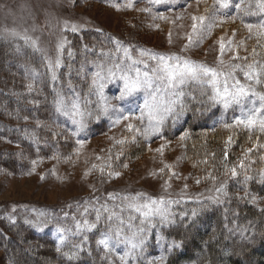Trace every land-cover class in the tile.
<instances>
[{"label": "rangeland", "instance_id": "obj_1", "mask_svg": "<svg viewBox=\"0 0 264 264\" xmlns=\"http://www.w3.org/2000/svg\"><path fill=\"white\" fill-rule=\"evenodd\" d=\"M239 2L240 0H231L228 9L217 12V26L202 36L194 37L195 42H190L188 36L192 32L191 17L211 16L216 9L214 0H0V122L20 126L27 124L21 114L34 116L40 113L43 120L37 116L31 123L46 126L53 133L51 138L58 139L54 146L47 144L48 151L41 154L33 146L19 145L21 142L16 141L19 138L16 135L10 133L12 142L6 140V136L3 138V133L0 132V149L20 152L24 157L22 163L17 165L9 162V157L0 156V162L5 164H0V264H12L11 255L5 251L7 245H11V253L16 252L17 247L11 239L16 238V244L23 246L25 244L19 236L32 234L26 228H18L15 221L17 219L40 225L42 230L52 232L62 242L63 234L57 231L58 228L52 227L57 224L51 221L54 219L47 212H54L57 216L64 212L70 217L68 221H64V225L68 227L69 223L76 221L74 215L82 218L92 212L94 204H97V194L105 196L102 193H118L127 198H135L139 193H144L153 199L163 197L165 200L216 195L214 185L207 191L210 184L203 176L207 175L210 168L205 169V166L190 160L186 154L187 134L182 132L172 137L162 136L164 123L159 131H152L147 111L142 119L136 117L141 116L140 110L144 108L146 101H151L152 95L157 97L159 103L167 105L176 99L171 93H182L183 97L187 83L190 82L165 91L163 82L155 80L159 73L155 71L158 61L152 59L153 56L180 57L181 60L205 64L211 68H217L221 59L226 65H243L251 63L253 59L264 65V35L261 34L264 29L260 28V25H264V12L257 7L260 0H245L250 14H244L235 8L234 5ZM205 9L209 11L206 13ZM247 24L254 25L251 32L245 27ZM73 28L76 30L73 31ZM98 30H103L104 34L98 33ZM111 35L116 36L115 40L109 38ZM97 41L104 43V50L109 48L114 57L104 58L92 53L89 55L88 46ZM78 43L82 54L74 56ZM221 44L224 45L223 55ZM126 52L128 56L125 55ZM86 54L93 59L84 61L83 55ZM57 59L60 61L59 65L50 67V62L54 63ZM79 59L84 62H78ZM133 61L142 62L133 64ZM129 66L153 77V88L120 100L117 97L123 89V81L119 76ZM75 68H78L76 72ZM109 70L116 73L111 79L108 78ZM60 71L67 72L64 83L60 82ZM97 72L104 78L101 81L104 83L102 96L107 101L102 99L93 86ZM53 74L56 76L55 80ZM236 76L241 83L245 82L239 70L236 71ZM29 85H32L31 90ZM7 87H13L16 93ZM254 88L260 92L257 85ZM155 89L159 91H154ZM9 94L15 99L12 106L6 96ZM47 95L54 96V99L62 95L69 103L78 101L84 113L87 107L84 99L88 97L97 101L96 108L99 111L106 102L115 107L109 109L107 114L100 112L99 119L104 118L106 122L90 135L86 124L88 113H85L82 120L84 126L81 127L79 123L73 122V116L58 111L56 103L53 108L56 113L55 121L51 116L48 121L44 120V108L40 112H32L28 108L26 110L24 105L33 103L32 96L36 98L35 103L42 105L41 108L46 103L52 104L51 99L46 100ZM17 101L24 103L23 107H18ZM214 104L218 109L217 118L221 121L227 118H244L240 107L225 109L221 103ZM249 107L246 104L243 113H247ZM117 109H122L123 115H130L131 119H122ZM180 109L181 104L178 103L175 111L167 115L165 121L172 118L174 124L180 123L183 119L182 114H178ZM75 119L79 121L81 118L77 116ZM117 119H120L119 123H116ZM129 124L134 126L131 131L127 127ZM181 124L184 126V121ZM217 129L227 143L234 142L237 136L246 131L250 135L255 130L237 123ZM141 137L144 138L143 141ZM20 139L27 144L23 138ZM134 142L130 146L132 155L128 159L125 147ZM142 143L146 148L140 152ZM59 144H65L62 146L63 150H57ZM247 147L251 150L257 144ZM208 162L207 160L205 163ZM262 170L261 183L264 184V167ZM197 180L200 182L197 183ZM166 184L170 187L166 188ZM253 200L260 207L264 206L263 194ZM14 212L19 215L13 216V219L9 213ZM130 213V216H120V239L116 237L117 230L107 233L112 236V240L109 249L102 245L104 255L111 264H138L139 260L147 259V254L155 253L147 263L159 264L165 253L166 240L161 236L160 230L156 229L158 217L149 223L133 209ZM94 215L97 216V212H92L90 217L96 219ZM141 228L144 229L143 232L139 231ZM134 233L135 242L139 244L143 239L144 243L131 249L130 245L121 240L123 237H132ZM103 238L105 235L101 239ZM152 242L156 250L152 248ZM129 251L131 254L121 261L120 257ZM44 252L49 254V248ZM40 263L51 264L46 257H41ZM27 264L38 263L28 258Z\"/></svg>", "mask_w": 264, "mask_h": 264}, {"label": "trees", "instance_id": "obj_2", "mask_svg": "<svg viewBox=\"0 0 264 264\" xmlns=\"http://www.w3.org/2000/svg\"><path fill=\"white\" fill-rule=\"evenodd\" d=\"M97 32L104 34L103 30ZM109 38L115 40L116 36L111 35ZM78 45V49L73 52L74 56L82 54L80 44L78 43ZM102 45L104 46V43L101 44L98 41L89 45L88 54H100L104 58L114 57V53L109 48L104 50ZM83 56L84 61L93 59L92 57L89 58L87 54ZM84 61L79 59L78 62ZM64 68L67 69V67ZM77 70L78 68H75V72ZM66 75L67 72L60 71L58 74L62 78L60 82H65ZM48 81L50 82L49 79ZM187 85L188 87L182 97L183 110L180 109L178 112V114H182L183 119L180 123L175 122V124L172 118L165 121L161 129L162 136L172 137L182 132L187 134L185 141L187 156L190 160L197 161L203 167L205 166V169L209 170L210 168L207 175H203L204 179L207 178L210 184L207 191L209 192L212 185H214L217 193L215 196H192L167 200L173 202L168 207L173 214L172 219L174 222L160 223V220L156 219L158 220L155 223L157 224L156 229L160 230L161 236L166 240L165 253L159 264H264V206L260 207L259 204L253 202L254 197L264 195V184L261 183L264 167V132L255 129L250 135L248 131L240 134L234 142L227 143L225 140L223 141V135L217 128L223 125L235 124L237 119L227 118L221 121L217 118L219 117L218 109L209 100L211 95L209 85L194 81H190ZM263 86L257 85L258 91L264 92ZM81 89L83 90L82 87ZM8 90L16 93L13 87H9ZM6 96L12 106L15 103V99L11 97L12 94ZM45 98L47 101L51 99L52 104H48V106L46 103L41 108L42 105L35 103L36 98L32 96L31 101L33 103H28L29 107L24 106L26 110L28 108L32 112H40L44 108L47 111V114L46 111L43 114L44 120L48 121L51 116V119L55 121L56 113L53 108L55 107L56 97L54 99V96L47 95ZM91 98L84 99L85 106H87L85 107V113H88V115L86 114V120L88 121L86 124L90 135L99 130L106 122L104 118L99 119L98 116L101 111L96 108L97 101H93ZM19 102L17 101V106L23 107L24 103ZM21 116L25 122L27 120V124L9 126L5 122H0V132L3 133V138L6 136V140L12 141L10 137V133H12L19 137L16 140L21 142L19 145L33 146L41 154L48 151V145L54 146L58 139L51 138L53 133L47 130L46 126H37L31 123L32 119L38 118L37 116L42 119L40 117L42 114L38 113L34 116L32 114L28 116L21 114ZM182 121H184V126H181ZM20 138L27 141V144ZM141 140L143 141L144 138L141 137ZM254 143L257 144V147L250 150L247 146H253ZM134 144L135 142L129 144L128 148L125 147V156L128 159L132 155L130 146ZM64 145L59 144L57 150H63L62 146ZM145 146L144 143L140 145V152L144 151ZM132 149L134 150V147ZM225 153L227 154L226 157ZM3 155L10 158L9 162L17 165L24 160L20 152L0 149V156ZM207 160L209 162L205 163ZM5 162L7 161L5 160ZM239 162L243 164V167L238 166ZM1 163L5 165L3 161ZM234 167L237 173L236 176L229 174V170ZM245 176L249 179L245 180ZM218 188L222 191H217ZM102 194L105 196L97 194V204H94L92 208V212L96 213L99 210L101 213V220L98 223L95 218L90 217L92 212H88L89 214L82 218H77L74 215L73 218L76 221L69 223L67 227L64 225V221H68L70 217L64 212L59 216L54 212H47L50 218L54 219L51 221L57 224L55 225L57 227H52L58 228L57 231L62 232V242H59L52 232L42 230L38 224H33L28 220H15L18 228L22 230L26 228L35 237L27 233L19 236L25 244L23 246L16 244V238L7 237L17 247L14 254L11 253V245H7L8 247L5 250L6 254L11 255L12 264H27L28 258L34 263L41 264V257H46L51 264H111L104 255L103 246L98 241L105 234L119 230L120 216H130L132 209L126 206V195L118 193L115 195ZM216 198H218V202ZM175 201H179V203H175ZM105 208H107V211H105ZM113 211L116 216L111 220L107 219ZM193 211L196 212L195 216L192 215ZM14 213H9L12 218L19 215ZM77 219H79L78 222ZM88 224H95L96 227L89 229ZM173 242L178 244L179 247H173ZM151 246L153 249L155 248L153 242ZM47 248L50 250L49 254L44 252ZM153 255L155 253L147 254L145 257L147 259L145 261L139 260L138 264H149L147 260H150Z\"/></svg>", "mask_w": 264, "mask_h": 264}, {"label": "snow or ice", "instance_id": "obj_3", "mask_svg": "<svg viewBox=\"0 0 264 264\" xmlns=\"http://www.w3.org/2000/svg\"><path fill=\"white\" fill-rule=\"evenodd\" d=\"M155 2H159V0H155ZM216 5L215 11L212 12L211 16L209 15H200V16H192L191 19L193 21L191 25L192 32L188 36L190 42H195L194 37L202 36L205 32H210L212 28L217 26V12L222 9H228L231 6V0H214ZM235 8L244 14H250L248 12L249 5L245 4V0H240L239 3H236ZM257 7L260 11L264 12V0H260ZM209 9H205L207 13ZM235 19V17H233ZM245 27L251 32L254 25L247 24ZM261 29H264V25H260ZM76 29L73 28V31ZM264 35V32L261 33ZM231 43V42H229ZM33 46H35V42H33ZM62 47V45H61ZM224 52V45L221 44V55ZM128 56V53H125ZM152 59H156L158 61L157 67L155 71L159 73L155 76V80L162 81L164 84V90L175 89L179 85L185 84L189 81H195L199 84H208L211 85V95L209 96V100L213 103H221L225 109L230 107H240L243 114V119H237V124H243L245 127L249 129H256L260 132H264V93H260L255 91L254 85H264V80L261 79L264 76V65H260L259 61L255 59L252 60L251 63L241 64H225V61L221 59L219 61V66L217 68H211L206 66L205 64L196 63L189 60H181L180 57H172V56H153ZM237 59L247 60V57H237ZM177 62H171V61ZM142 61H133V64L140 63ZM60 61L57 59L54 63L50 62L49 66L55 68L58 66ZM239 70L244 77V83H241L240 79L236 76V71ZM131 73V74H129ZM116 73L111 72L109 70L108 78L111 79L114 77ZM56 79L55 74H53V80ZM104 78L101 76L99 72L95 74L93 79V86L98 90L102 99L107 101V98L102 96V90L104 87V83L101 81ZM119 79L123 81V89L120 92L119 97L117 99L123 100L126 97L133 96L134 94L140 91H146L150 88H153L154 79L149 76L147 73H141L139 69H135L132 67H128L126 71L122 72L119 76ZM29 90H31L32 85H29ZM154 91H159V89H155ZM171 95L175 96L176 99L171 100L167 105H163L158 102V99L155 95H152L151 101H146L144 104V108L141 109V116L136 117V119H142L145 111H147V115L150 121V129L152 131H159L160 127L163 125L165 118L167 115L171 114L175 111V106L179 103L181 104V110H183V105L181 103L182 93L172 92ZM57 105V110L63 112L65 115L73 116V122L79 123L81 127H83V117L85 113L81 110L80 104L78 101H71L70 103L66 101V99L62 95H58L55 100ZM250 105L247 110V113H243V109L245 105ZM110 102H106L101 111L103 114H107L109 109L114 108ZM117 113L124 120L131 119L130 115H123L122 109H117ZM132 110L130 109V112ZM80 117L81 119L77 121L75 117ZM120 119H117L116 123H119ZM154 122V123H153ZM129 131L133 130V125L129 124ZM139 131V129H137ZM231 137H229V141ZM118 143H123V141H118ZM250 151V150H249ZM225 153V157H226ZM243 167V164L240 165ZM232 176H236L235 168L229 170ZM119 175V173H116ZM214 179V177H213ZM249 179V177L245 176V180ZM200 181L197 180V183ZM170 187V185L166 184V188ZM187 187V186H185ZM217 191H222V189L218 188ZM217 202H218V198ZM127 200V207L133 209L135 212L140 213L144 220L147 222H151L153 218L158 217L162 223L164 222H174L172 219L173 214L171 213L168 205L173 203L172 201H167L163 197L158 199H153L151 196H147L144 193H139L135 198H125ZM254 202V201H253ZM175 203H179V201H175ZM107 211V208H105ZM193 216L196 215V212L193 211ZM116 213L113 211L107 217V219L111 220ZM101 218V213L97 210L96 219L99 221ZM118 218V217H117ZM87 224V222L85 221ZM154 226V225H152ZM87 227L89 229L95 228V224H88ZM122 230H117L116 237L120 239V233ZM143 232L144 229L141 228L139 230ZM136 234L134 233L132 237H123L121 242L126 243L131 246V249H135L141 246L144 243V240L141 239L139 244L135 242ZM112 240V236L109 234H105V238L98 241L100 245H103L106 249L110 248V241ZM173 247H179L178 244L173 242ZM131 252H126L124 256H121V261H124Z\"/></svg>", "mask_w": 264, "mask_h": 264}]
</instances>
